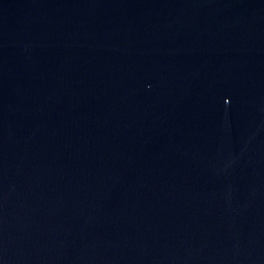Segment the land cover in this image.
<instances>
[{"label": "water", "instance_id": "1", "mask_svg": "<svg viewBox=\"0 0 264 264\" xmlns=\"http://www.w3.org/2000/svg\"><path fill=\"white\" fill-rule=\"evenodd\" d=\"M0 264H264V0H0Z\"/></svg>", "mask_w": 264, "mask_h": 264}]
</instances>
